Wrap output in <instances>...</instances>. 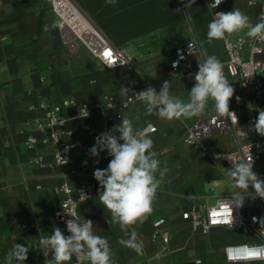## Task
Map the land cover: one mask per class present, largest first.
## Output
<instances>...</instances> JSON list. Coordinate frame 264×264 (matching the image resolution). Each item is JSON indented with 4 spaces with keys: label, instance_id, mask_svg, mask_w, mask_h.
<instances>
[{
    "label": "crops",
    "instance_id": "1",
    "mask_svg": "<svg viewBox=\"0 0 264 264\" xmlns=\"http://www.w3.org/2000/svg\"><path fill=\"white\" fill-rule=\"evenodd\" d=\"M72 1L114 46L134 59L135 65L107 68L82 45L70 50L59 28L51 27L54 22L58 24V16L49 0H0V264H6L5 256L16 243L30 248L27 260L19 264H44L45 257L35 246L40 237L50 235L57 227L54 213L64 199L57 187L66 175L54 163L53 147L38 144L29 149L22 132L40 138L36 120L44 118L45 112L38 105L56 104L68 98L92 109L90 121L99 130H112L121 117L131 120L135 129L149 124L157 127V131L149 134L152 150L160 167L167 171L163 177L156 173L161 183L152 212L143 223L138 222L128 230L137 233V239L143 243V254L120 243L128 236L118 224H108L110 213L98 196L80 208L82 221L92 220L93 232L109 241L113 264H197L198 259L202 264H264V261L226 262L227 246L256 241L248 233L214 227L207 235L195 234L182 218L183 212L193 206L214 204L218 195L231 194L224 191L213 195L207 187L219 175L213 154L227 152V147L208 141L228 136L230 151L235 147L231 135L206 138L202 141L203 149L184 142L187 128L194 120L217 112L215 102L199 116L166 120L148 115L146 104L134 101L132 93L121 94V88L131 84L137 88L152 86L159 91L167 80L171 95L187 102L195 84L169 72L174 47L192 38L194 32L209 55L223 64L227 61L224 40L214 39L211 43L207 40L208 24L214 18L209 0H196L188 9L181 0ZM225 7L240 9L252 24L258 23L259 8L248 6L246 0H228ZM45 25L49 26L48 31ZM240 32L249 37L247 29ZM227 80L235 90L229 103L245 117L248 104H256L258 100L247 96L238 81ZM110 96L115 105L107 107L106 97ZM126 102L128 107H123ZM75 112L70 108L64 115L72 116ZM66 129L73 131V136L64 137L66 141L78 138L90 144L96 139L82 130L78 122H69ZM39 155L44 157V165L33 162ZM73 158L78 174L70 178V183L77 187L89 180V172L96 168L93 156L85 150H75ZM110 159L106 151L98 168H107ZM160 218L166 219L161 227L169 232L166 243L161 237H153L154 223ZM51 258L50 254L47 259ZM13 264L17 262L14 260ZM65 264H72V259Z\"/></svg>",
    "mask_w": 264,
    "mask_h": 264
},
{
    "label": "built area",
    "instance_id": "2",
    "mask_svg": "<svg viewBox=\"0 0 264 264\" xmlns=\"http://www.w3.org/2000/svg\"><path fill=\"white\" fill-rule=\"evenodd\" d=\"M227 1L222 0V3L215 8L212 6L214 0H209L208 5L212 10L213 17L216 12L231 11V9L225 7ZM49 2L58 16V28L65 44L70 50L74 51L83 45L107 68L122 66L134 68V59L123 49L114 46L72 0H49ZM246 3L250 7L259 8L258 23L264 20V0H246ZM223 40L227 53V61L224 64L222 63L225 77L238 81L242 91L247 96L258 100V103H250L252 109L248 107V116L245 117H242L229 103V110L235 112L238 117L237 124L230 114L222 115L218 112L197 118L188 126L184 142L195 149H203L202 141L204 139L222 134H230L235 145L234 149L222 153L215 159V162L230 168L231 164L226 157L235 156L239 158L240 155L250 150L254 157L253 170L261 178H264V137L258 135L250 128L251 122L258 116V111L264 110V38H249L241 32H237L235 37L232 33L226 34ZM190 41L196 43L195 54H189L188 52ZM201 47L205 49L195 32L188 41L175 46L169 73L171 75H179L195 84L194 74L198 71V60L202 62L205 58L200 55ZM207 55L209 54L207 53ZM174 63L176 67H173ZM129 88L133 92L146 89L137 88L134 84H131ZM106 99L107 107L115 105L113 97H106ZM133 100L138 101L134 97ZM128 105L129 102H126L123 104V107H128ZM38 107L45 112L44 118L37 119L35 126L36 131L41 134V137L39 138L25 131L22 133L26 134V143L29 149H34L38 144L53 147L54 163L65 172L66 178L57 187V191L63 194L64 199L61 207L55 211L54 217L57 227L67 236L70 233L67 231L65 221L71 218L67 213H75L81 218V206L93 201L99 195L100 185L93 175L95 169L89 172V180L81 182L77 187L71 185L70 178L78 174L74 166L73 152L75 150H85L89 153V149L95 145V141L90 144H85L78 138L66 141L64 139L65 136H73V131L67 130L66 126L69 122H78L82 130L96 137L100 133L107 131L96 129L90 121L92 109L88 105L80 104L72 98L64 99L56 104L42 102ZM70 108H74L76 112L72 116H65L64 111ZM80 110H88L89 115L85 118H80ZM118 116L121 117L120 115ZM151 126L149 134L157 131L156 126L152 124ZM66 148L68 149L67 151H65ZM105 152H101L99 157H93V168H98L102 164ZM66 160L67 163L64 164ZM33 162L44 165V157L41 155L36 156L33 158ZM80 190H83L88 198L82 200L81 196L83 194ZM231 194L218 195L214 204L206 202L201 206H193L183 212L182 218L189 222L195 234L207 235L212 228L223 227L229 230L246 232L256 239L255 242L227 246L224 249L226 262L264 261V256L254 258L253 253L254 247L264 246V228H261L259 224L260 218H264V200L255 198V196L252 198L248 197L244 201V206L237 208L235 205L230 206L228 203ZM253 217L257 218L255 222L253 221ZM165 223V218H160L154 223L155 232L153 237H161L166 243L169 240V232L161 230V227ZM202 262L201 259L197 260V264H202ZM72 264H78L75 256L72 257ZM84 264H89V262L85 261Z\"/></svg>",
    "mask_w": 264,
    "mask_h": 264
},
{
    "label": "clouds",
    "instance_id": "3",
    "mask_svg": "<svg viewBox=\"0 0 264 264\" xmlns=\"http://www.w3.org/2000/svg\"><path fill=\"white\" fill-rule=\"evenodd\" d=\"M195 2L196 0H181L185 9ZM221 3L222 0H214L212 6L217 8ZM51 27L57 28L58 24L54 22ZM244 29H247L249 37L264 38V20L252 24L249 16L235 8L227 12H216L208 24L207 40L211 43L214 39H224L226 34ZM48 30L49 26L45 25V31ZM195 49L196 43L190 41L189 54H195ZM200 55L205 58L202 62L198 60V71L194 74L196 83L189 91L187 102L171 95L170 81L167 80L162 83L159 92L152 86L139 92H133L129 87L123 86L121 94L132 93L135 100L146 104L148 115L155 114L166 120L199 116L204 113L208 100L212 99L215 102V110L222 115L230 114L237 124L236 113L229 110V102L235 90L223 73L222 63L214 55H207L206 49L202 47ZM173 67H176L175 63ZM236 100L239 102L240 97L237 96ZM250 106L251 104L248 107L252 109ZM88 115V110H80V118ZM151 127L149 124L143 129H135L131 120L121 117L120 123L112 130L100 133L96 137L95 145L89 149L93 157H99L104 151L111 157L107 168H96L93 173L100 185L98 198L110 213L108 224H118L128 236V239H121L120 243L138 254H143V243L137 239L134 230H128L138 222L143 223L152 212V204L161 183L156 173L159 172L163 177L167 171L166 168L160 167L157 154L152 150L153 140L149 135ZM250 128L264 137V110L258 111V116L251 122ZM67 150L66 148L65 151ZM226 159L231 167L224 170L232 186L238 189L228 199L229 205L242 208L245 199L253 196L264 200V178L253 170L254 157L250 150L239 158L228 156ZM66 163L67 160L64 164ZM80 191L83 194L82 200L88 198L83 190ZM67 214L71 217L65 221L70 235L66 236L59 227H54L52 233L40 237L38 245L35 246L42 251L44 264H65L73 256L78 264H84L85 261L89 264H113L109 241L93 232L94 222L90 219L81 221L80 216L75 213ZM256 219L253 217L254 222ZM259 224L264 228V218H260ZM29 250L28 246L14 244L5 256L6 264H13L14 260L17 264L25 262ZM253 253L254 258L264 256V246L254 247ZM50 254L52 258L47 259Z\"/></svg>",
    "mask_w": 264,
    "mask_h": 264
},
{
    "label": "rangeland",
    "instance_id": "4",
    "mask_svg": "<svg viewBox=\"0 0 264 264\" xmlns=\"http://www.w3.org/2000/svg\"><path fill=\"white\" fill-rule=\"evenodd\" d=\"M246 33V32H245ZM244 33V34H245ZM232 35L235 37L237 35V33H232ZM83 46V45H82ZM235 92V91H234ZM213 102L212 99H209L208 102H207V105H206V108H210L211 106V103ZM248 116V114L246 115ZM209 143H214V144H220V145H223L225 147H227V151L228 148L230 147L229 146V137L228 136H225V135H222V136H219V137H216L215 139L211 140V141H208ZM206 142V143H208ZM226 152V151H225ZM224 153V152H223ZM221 154H218V155H214L213 154V158L216 159L217 157H219ZM218 165V166H217ZM216 166L219 168V175L218 177L216 178H212L208 183H207V187H208V190L210 191L211 194L215 195L216 193L217 194H222L224 191L226 193H233L235 190H234V187L232 186V183L230 181V179L228 178L227 176V173L226 171L224 170L227 169V167H225L224 165H222L221 163L217 164ZM213 203V201L211 202Z\"/></svg>",
    "mask_w": 264,
    "mask_h": 264
}]
</instances>
